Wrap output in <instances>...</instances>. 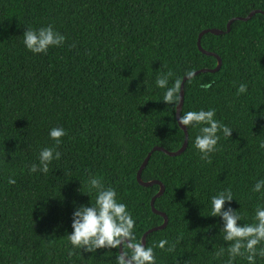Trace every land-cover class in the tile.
Instances as JSON below:
<instances>
[{"label":"trees","instance_id":"1","mask_svg":"<svg viewBox=\"0 0 264 264\" xmlns=\"http://www.w3.org/2000/svg\"><path fill=\"white\" fill-rule=\"evenodd\" d=\"M255 10L264 11V0H0V264H115L120 248L89 253L68 240L74 202L95 203L90 176L128 205L137 242L163 224L151 208L160 185H141L137 173L154 147L179 150L185 133L179 98L166 104L156 81L167 75L172 86L217 66L197 46L207 29L224 32L200 38L222 64L185 81L180 116L215 109L233 131L219 133L208 159L195 147L201 125L186 127L181 154L152 152L141 179L164 186L154 207L168 221L145 246L156 264H226L227 253L217 255L227 244L223 221L210 216L211 198L230 189L225 210H237L241 224L264 206V194L253 191L264 180V15L235 19ZM49 25L66 37L63 45L28 51L24 32ZM54 127L67 133L58 145L49 136ZM45 147L60 158L48 173L31 172Z\"/></svg>","mask_w":264,"mask_h":264},{"label":"clouds","instance_id":"2","mask_svg":"<svg viewBox=\"0 0 264 264\" xmlns=\"http://www.w3.org/2000/svg\"><path fill=\"white\" fill-rule=\"evenodd\" d=\"M65 39L66 37L51 25L39 29L28 28L23 34L24 46L33 54H46L50 48L62 46ZM187 75L191 77L195 73L189 72ZM180 85L181 81L176 80L169 86L167 75L156 81V86L165 90L163 101L168 105L178 100ZM203 87L207 89L210 85L205 84ZM246 91V85L241 84L238 92ZM179 124L185 127L202 126L200 134L195 138V147L202 154V159H208L209 154L217 150L219 133L231 137L233 131L216 119L215 109L187 111L180 116ZM66 134L63 127H54L49 131L50 138L56 141L57 145ZM261 148H264V144H261ZM59 158L60 153L53 147H45L39 152V163H33L30 171L48 173L49 165ZM14 182L10 180V183ZM87 185L90 192L94 190L96 193L95 203H92L91 199L89 204L75 205L74 202L72 231L67 234L72 248L96 253L98 249H115L122 246L124 251L116 257L115 264H156L153 248L137 242V222L128 205L118 198L116 189L105 187L102 179L95 176L89 177ZM253 191L264 194V180L258 181ZM233 199L230 189L211 198L210 216L219 217L223 221L221 232L227 244V248L222 247L217 255L223 256L226 252V264H235L238 257H244L248 264H256L257 257L264 256V247L258 248L264 243V206L256 208L253 223L241 224L242 217L237 210H225V204H230ZM167 243L166 240H161L159 247L164 248Z\"/></svg>","mask_w":264,"mask_h":264},{"label":"water","instance_id":"3","mask_svg":"<svg viewBox=\"0 0 264 264\" xmlns=\"http://www.w3.org/2000/svg\"><path fill=\"white\" fill-rule=\"evenodd\" d=\"M256 13H262V14L264 15V11H261V10H255V11H252L247 17H243V18H242V17H237V18H235V19L246 21V20H249V19H250L254 14H256ZM235 19H232V20L227 24V30H226V32H228V31L230 30L231 22H232L233 20H235ZM206 32H210V33H213V34H222V33H224V32H223V31H220V30H217V29H207V30H204V31H202V32L200 33V35H199V39H198V42H197V46H198V48H199V50H200L201 52H203V53L206 54V55H214V56L217 57L218 64H217V66H216L215 68H213V69H201V70H197V71L194 72L195 75H197V74H199V73H201V72H215V71H218V70L220 69V67H221V64H222V61H221L220 57H218L215 53L207 52V51H205V50L202 48V46H201V42H200V38H201V36H202L204 33H206ZM195 75H194V76H195ZM192 77H193V76L190 77V76L187 75V76H185V77L183 78V80H182V82H181V85H180V93H179V103H178V105H177V111H176V118H177L178 125L183 129V131H184V133H185V140H184V143H183L182 147H181L179 150L175 151V152L167 151V150H165V149L162 148V147H157V146L154 147V148L152 149V151L149 152L148 155H147V157L144 159V161H143V163H142V165H141V167H140V169H139V171H138V173H137V181H138L141 185H144V186H150V185H153V184H158V185H160V190H159V192H158V193L152 198V200H151V208H152L153 212H155V213L158 214V215H161V216L164 218V222H163L162 225H160V226H158V227H155V228H153V229H150V230H148L146 233H144V235L142 236V240H141V243L144 244V245H145V238H146V235H147L148 233L154 231V230L162 229L163 227H165V225L167 224L168 219H167V216H166L164 213L157 211V210L155 209V207H154V201H155V199H156L158 196H160V195L163 193V191H164V186H163L160 182H158V181H149V182H144V181H142V179H141V172H142L143 168L146 166V164L148 163V160H149V158H150V156H151V154H152L153 151H155V150H159V151H162V152H164V153H166V154H168V155H172V156H173V155H179V154H181V153L185 150V148H186V146H187V144H188L187 128H186L185 126L179 124V119H180V112H181V108H182L183 100H184V83H185V81L191 79ZM122 251H123V248H122V246H121V247H120V254L122 253Z\"/></svg>","mask_w":264,"mask_h":264}]
</instances>
